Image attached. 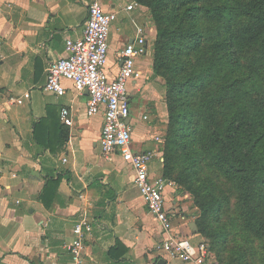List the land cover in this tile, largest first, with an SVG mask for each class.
Masks as SVG:
<instances>
[{"label":"crops","instance_id":"1","mask_svg":"<svg viewBox=\"0 0 264 264\" xmlns=\"http://www.w3.org/2000/svg\"><path fill=\"white\" fill-rule=\"evenodd\" d=\"M89 1L0 0V264H69L65 244L81 217L91 226L84 264H191L157 249L162 230L133 185L132 167L119 153L108 159L101 153L103 116L86 113L88 91L66 79L63 94L44 88L48 64L67 54L66 39L82 35ZM101 1L116 13L107 76H115L120 49L144 28L146 53L136 61L143 75L128 85L127 121L131 149L155 152L148 164L155 180L162 156L154 135L166 118L162 83L151 68L155 30L135 0ZM24 92L29 96L22 98ZM62 106L70 109V126L60 121ZM180 194L166 184L165 206L176 234L196 244L202 236L183 220Z\"/></svg>","mask_w":264,"mask_h":264},{"label":"trees","instance_id":"2","mask_svg":"<svg viewBox=\"0 0 264 264\" xmlns=\"http://www.w3.org/2000/svg\"><path fill=\"white\" fill-rule=\"evenodd\" d=\"M136 1L158 23L155 75L178 68L183 47L198 54L189 69L166 76L167 94L179 106L168 105L171 127L232 181L241 227L264 251V0ZM210 193L203 212L217 209L215 201L220 207ZM217 262L234 264L220 256Z\"/></svg>","mask_w":264,"mask_h":264},{"label":"built area","instance_id":"3","mask_svg":"<svg viewBox=\"0 0 264 264\" xmlns=\"http://www.w3.org/2000/svg\"><path fill=\"white\" fill-rule=\"evenodd\" d=\"M131 7L132 4L127 5V8ZM115 19L116 13L106 11L101 0H90L82 35L66 39L67 54L48 64L44 88L58 95L63 94L65 86L62 80L66 79L71 81L74 89L88 91L86 113L93 115L102 112L103 116L99 136L101 153L106 159L119 153L123 161L132 167L133 185L162 230V240L157 249L167 258H178L191 264H219L204 241L193 244L189 238L176 234L163 195L165 185L172 182L162 177L153 180L148 175V164L155 152L131 149V126L127 121L130 112L128 85L131 80L143 75L136 61L146 53L144 28L139 27L140 35L120 49L118 71L115 76L109 77L105 65L109 31ZM28 96L29 92H24L22 98ZM22 98H18L17 102L21 103ZM59 118L65 125L70 126L73 122L67 106L60 108ZM154 139L160 143L161 134L154 135ZM90 229V223L85 217L79 218L73 225V237L65 244L70 255L69 264H84V240Z\"/></svg>","mask_w":264,"mask_h":264},{"label":"rangeland","instance_id":"4","mask_svg":"<svg viewBox=\"0 0 264 264\" xmlns=\"http://www.w3.org/2000/svg\"><path fill=\"white\" fill-rule=\"evenodd\" d=\"M135 3L136 7H143L155 30L150 45L153 73L158 23L153 18L148 6L136 0ZM184 48L180 49L182 52L178 53V58L182 60L180 66L189 69L187 61L192 59L194 62L198 54L192 51L190 55H186ZM180 66L178 68L171 66L166 75L153 73L162 83L161 94L166 110V118L161 128L162 141L159 143L162 156L161 177L171 181L181 192L180 200L185 204V213L187 214V216L182 214L184 215L183 220L188 217L195 222L197 229V223L205 225L206 232L201 233L202 241L209 246L210 244L214 245L211 252L216 260L220 256L223 260H233L234 264H264V251L260 242L241 227L236 209L237 192L232 181L215 168L204 150L193 149L187 145L185 142L186 134L178 136L174 127H171L172 120L169 118L168 105L172 104L173 109H178L179 106L167 94L166 76H174L175 71L182 73ZM183 93H185L184 98L190 101L191 99L186 92ZM210 192H214L220 197V207H217L215 201V208L217 209L203 212L202 203L208 200L211 195ZM204 195L206 197H203ZM240 253H242V258L239 257Z\"/></svg>","mask_w":264,"mask_h":264},{"label":"water","instance_id":"5","mask_svg":"<svg viewBox=\"0 0 264 264\" xmlns=\"http://www.w3.org/2000/svg\"><path fill=\"white\" fill-rule=\"evenodd\" d=\"M191 228H193L194 230L197 229L196 225H195V222H191Z\"/></svg>","mask_w":264,"mask_h":264}]
</instances>
